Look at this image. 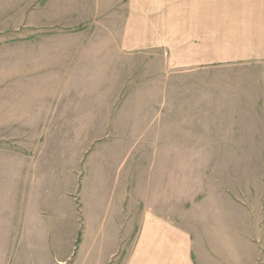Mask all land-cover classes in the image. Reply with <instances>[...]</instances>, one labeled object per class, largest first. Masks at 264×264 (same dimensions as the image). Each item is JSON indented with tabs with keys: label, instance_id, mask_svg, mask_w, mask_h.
<instances>
[{
	"label": "rangeland",
	"instance_id": "obj_1",
	"mask_svg": "<svg viewBox=\"0 0 264 264\" xmlns=\"http://www.w3.org/2000/svg\"><path fill=\"white\" fill-rule=\"evenodd\" d=\"M107 4L0 0V202L36 212L34 264H122L145 209L194 229L226 209L264 264L259 91H198L219 69L173 64L171 17Z\"/></svg>",
	"mask_w": 264,
	"mask_h": 264
},
{
	"label": "crops",
	"instance_id": "obj_2",
	"mask_svg": "<svg viewBox=\"0 0 264 264\" xmlns=\"http://www.w3.org/2000/svg\"><path fill=\"white\" fill-rule=\"evenodd\" d=\"M102 1H108L110 9L122 7L127 17H171L173 64L219 69L202 73L204 82L198 84V91H259L251 98L252 136L264 142V114H257L264 113V71H244L264 64V0ZM231 68L241 71H222ZM185 75L191 79L194 74ZM13 204L0 202V241L13 243L15 258L2 251L0 264H34L32 241L46 240L47 233L37 228L36 212L30 213V208L26 212L22 203L18 209ZM202 219V227L194 229L145 209L122 264H255L259 260L258 245L250 249L241 236L228 235L226 209Z\"/></svg>",
	"mask_w": 264,
	"mask_h": 264
}]
</instances>
